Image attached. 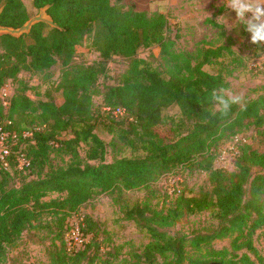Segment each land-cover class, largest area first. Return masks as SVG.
I'll use <instances>...</instances> for the list:
<instances>
[{
	"label": "trees",
	"instance_id": "obj_1",
	"mask_svg": "<svg viewBox=\"0 0 264 264\" xmlns=\"http://www.w3.org/2000/svg\"><path fill=\"white\" fill-rule=\"evenodd\" d=\"M32 5L45 9L54 26L48 29L37 23L19 38L0 36V90L8 81H18L21 72L39 74L58 65L56 91L63 102L57 105L50 99L34 104L25 95V86L20 87L22 82L10 100L6 120L19 135L31 133L23 140L30 167L25 174L15 166L0 169V264H6L7 248L15 246L25 232L35 228L53 232L51 224L40 221L46 212L55 217L52 224L59 230L50 245V264H110L99 256L100 244L95 241L69 252L61 238L62 221L100 194L146 189L185 164L205 172L208 187L196 196H177L166 210L145 202L126 208L125 220L145 232L149 242L120 264H255L254 259L261 260L253 236L264 227V131L260 130L264 89L257 99L234 105L221 115L213 108L211 94L228 84L221 74H209L203 67L220 59L223 47L176 54L165 35L166 17L126 7L123 0H32ZM28 20L22 0H0L1 27L17 29ZM86 40L102 60L119 57L130 62L120 82L105 88L101 113L110 118L103 123L104 130L136 153L134 157L103 162L105 144L94 133L100 118L91 105L95 84L105 70L101 63L73 64L76 47ZM153 46L160 48L161 70L136 58L139 49ZM172 107L179 109V117L166 115ZM116 110L123 113L112 115ZM21 115L30 119L32 127H18L14 117ZM252 128L262 137L263 147L239 143L234 169L215 168L216 154L212 156L210 150ZM80 145L88 147V161L99 163L82 160L77 152ZM51 152L67 155L71 161L53 169L48 165ZM15 177L22 181L18 187L9 185ZM51 194L61 198L44 201ZM203 213L212 214L216 225L190 236L168 233L183 217ZM84 221L81 231L87 235L97 224L87 217ZM225 239L229 248H212V243Z\"/></svg>",
	"mask_w": 264,
	"mask_h": 264
},
{
	"label": "rangeland",
	"instance_id": "obj_2",
	"mask_svg": "<svg viewBox=\"0 0 264 264\" xmlns=\"http://www.w3.org/2000/svg\"><path fill=\"white\" fill-rule=\"evenodd\" d=\"M22 1L29 15V21L41 20L48 29L51 27L47 22L44 9H35L32 0ZM123 4L126 7L133 6L138 11L163 14L167 20L165 35L172 42L171 49L176 54H195L201 48L223 47L222 57L214 61L212 65L204 66L203 70L213 75L221 74L228 84L227 90L242 95L244 103L257 99L262 93L264 89V46L252 45L249 42L250 34L245 31L242 23L236 22L235 13L226 8V0H123ZM136 58L151 63L158 70L162 69L158 46L139 49ZM95 63L103 64L105 73L98 77L95 84L91 110L100 118V124L94 133L105 144L103 162L108 164L117 159L134 157L136 154L104 130L103 123L110 118L101 113V110L103 111L102 94L105 88L115 86L120 82L130 62L119 57L102 60L100 55L90 48V41L87 40L76 47L73 64L92 65ZM253 63L259 64L258 67L252 69L251 64ZM59 75L60 67L54 65L39 74L21 72L18 75V81H8L0 90L2 109L0 124L6 120L10 100L19 88V82L23 83L20 87L25 86V95L34 104L51 99L55 104L60 105L63 97L60 91H56ZM213 108L216 111L215 105ZM105 111L109 112V110ZM166 115L177 118L180 116V111L177 107H172ZM15 119L21 129L32 127L29 124L30 119L26 116L21 115L14 117ZM260 130L264 131V125ZM69 136L67 135L68 138ZM261 140L262 137L257 130L252 128L233 140L220 142L216 148L210 150L212 156L216 154L213 166L232 171L239 143H258L256 145L262 148ZM87 150V146L80 145L77 149L79 157L85 162L98 164L99 161L87 160L85 157ZM70 161L67 155L51 152L48 165L53 169H58ZM21 182L20 178L15 177L9 185L18 187ZM207 187L205 172L194 170L187 164L179 166L161 176L146 189L121 192L115 190L96 196L78 210L69 213L62 221L61 238L66 246L70 229L81 223L84 227L85 218H90L97 224V227H94L87 235L82 232L84 245L90 240L97 242L100 244L98 254L102 259H109L110 264H120L123 259L130 258L134 252H140L149 242L145 232L140 231L134 222L125 220L123 212L126 208L145 202L156 210H166L173 205L177 196L181 194L196 196L200 189ZM59 198L61 195L51 194L44 201L49 202ZM49 212L52 211L49 210ZM47 213L42 215L40 221L43 225L51 224L53 232L49 233L47 228H35L25 232L15 246L7 248L6 264H50V245L59 230L55 228V223L52 224L55 217ZM216 222L210 213L190 215L183 217L169 228L168 233L174 236H190L193 232H203L212 228ZM55 244L59 245L60 240H56ZM253 245L258 257L261 258V260L254 259L255 264H264V227L255 232ZM212 248L215 250L229 248V239L212 243ZM161 262L160 260L159 263Z\"/></svg>",
	"mask_w": 264,
	"mask_h": 264
},
{
	"label": "clouds",
	"instance_id": "obj_3",
	"mask_svg": "<svg viewBox=\"0 0 264 264\" xmlns=\"http://www.w3.org/2000/svg\"><path fill=\"white\" fill-rule=\"evenodd\" d=\"M226 8L235 13L237 23L244 25L250 34L249 42L264 46V0H226ZM211 99L221 115H227L232 106L244 103L242 95L225 88L213 90Z\"/></svg>",
	"mask_w": 264,
	"mask_h": 264
},
{
	"label": "built area",
	"instance_id": "obj_4",
	"mask_svg": "<svg viewBox=\"0 0 264 264\" xmlns=\"http://www.w3.org/2000/svg\"><path fill=\"white\" fill-rule=\"evenodd\" d=\"M259 64H251V68L255 69ZM113 115H121V110L112 112ZM30 132H22L19 135L12 128V122L9 120L0 124V169L7 171L12 166L23 174L29 170L30 159L26 157L24 139L30 138ZM16 149V151H15ZM83 223L77 224L75 228H71L69 238L66 240V248L69 252L78 251L84 245V237L81 231Z\"/></svg>",
	"mask_w": 264,
	"mask_h": 264
},
{
	"label": "water",
	"instance_id": "obj_5",
	"mask_svg": "<svg viewBox=\"0 0 264 264\" xmlns=\"http://www.w3.org/2000/svg\"><path fill=\"white\" fill-rule=\"evenodd\" d=\"M45 13H46V10L44 9ZM47 16V22L50 23L51 27L54 26L52 24V21L50 20L49 16L46 14ZM37 23H43V21L41 20H38L36 22H31V21H27L22 27L20 28H17V29H12V28H5V27H1L0 26V36L2 35H10L12 37H15V38H19L21 37L22 35H26L29 33L31 27ZM207 264H221V263H216V262H211V263H207Z\"/></svg>",
	"mask_w": 264,
	"mask_h": 264
}]
</instances>
